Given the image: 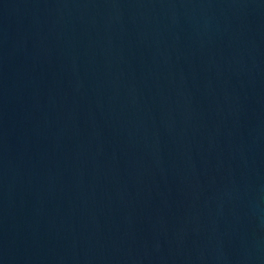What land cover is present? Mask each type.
<instances>
[{
	"label": "water",
	"instance_id": "water-1",
	"mask_svg": "<svg viewBox=\"0 0 264 264\" xmlns=\"http://www.w3.org/2000/svg\"><path fill=\"white\" fill-rule=\"evenodd\" d=\"M0 264H264V0H0Z\"/></svg>",
	"mask_w": 264,
	"mask_h": 264
}]
</instances>
